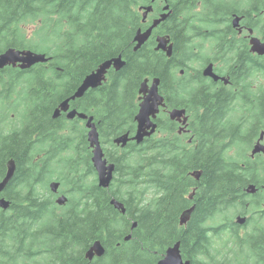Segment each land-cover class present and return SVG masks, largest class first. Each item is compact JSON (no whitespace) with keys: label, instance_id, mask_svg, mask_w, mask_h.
Returning a JSON list of instances; mask_svg holds the SVG:
<instances>
[{"label":"trees","instance_id":"trees-1","mask_svg":"<svg viewBox=\"0 0 264 264\" xmlns=\"http://www.w3.org/2000/svg\"><path fill=\"white\" fill-rule=\"evenodd\" d=\"M150 4L151 0H0V52L30 50L52 58L30 70L8 67L0 72V181L8 162L16 163L15 175L1 194L11 205L7 211L0 209V264H157L176 243L192 264H264V214L255 221L259 228L244 236L234 223L238 213L253 215L263 202H255L247 192L251 185L259 192L264 187L261 165L246 158L241 163L229 154L236 146L247 149L252 136L242 131V120L231 117L233 129L218 117L217 94L203 98L191 89L190 71L202 60V48L182 43L172 58L155 50L156 36L171 35L183 42L187 28L230 31L234 13L252 11L233 0H218V15L208 10L198 19L182 18L174 11L135 52V36L146 29L140 8ZM55 8L67 17L63 30L55 31L48 20L49 30L44 32L43 11ZM171 20L175 21L170 24ZM28 24L38 25L34 38L25 32ZM228 37L218 35V46ZM45 42L49 44L38 50ZM120 56L126 63L120 71L111 69L106 83L70 104L94 118L105 157L116 165L111 187L103 189L87 129L65 115L54 120L53 113L89 74ZM155 78L161 80L160 93L169 105L192 111L193 145L161 115L158 136L141 145L117 147L114 139L136 132L140 86ZM193 172L202 173L200 181L191 177ZM53 182L60 183L62 196L68 197L64 206L53 198ZM194 190L191 202L188 196ZM112 199L124 204L125 214L111 205ZM193 203L192 224L180 227L182 212ZM220 212L223 220L210 225ZM97 241L105 255L90 262L85 254Z\"/></svg>","mask_w":264,"mask_h":264},{"label":"flooded vegetation","instance_id":"flooded-vegetation-1","mask_svg":"<svg viewBox=\"0 0 264 264\" xmlns=\"http://www.w3.org/2000/svg\"><path fill=\"white\" fill-rule=\"evenodd\" d=\"M233 2L237 5H249L248 11H252L246 14H239V12H236L232 15V21L236 17L241 18L238 28H233V30L230 31H218V29L208 30L204 28L197 31L187 28L183 31L185 37L183 42L179 39H173L171 35H168L171 38L174 49L176 46L182 47V43L187 48L203 49L201 53L202 60L198 59L194 63L197 69L195 71H190V75L192 76L190 80L192 85L191 89H196L203 98L207 97L210 99L214 94L218 95V117L224 118L223 122L227 127H232L234 129L229 120L231 117L236 122H241L242 120V131L246 136H252V138L247 149H241L249 152L245 155L249 161L253 160L254 162L255 160H264L263 152L254 154V150L258 144L264 145V55L254 51L255 40L264 44V0H233ZM165 5L163 0L155 2V12L148 17V26L150 24L152 25L154 20L158 19L161 14L164 13L163 8ZM169 6L171 15L176 11L178 16L182 18L190 17V19H198L199 16L207 14L209 11L218 15V0H169ZM156 9H160V12L156 13ZM66 18V15H64V12L60 9L55 8L50 11H43L42 21L44 31L47 32L49 30L48 20H50L54 24V30L61 32L63 30V21H66ZM200 19V22H202L203 18ZM174 21L175 20H171L170 24ZM162 25L163 24L158 28L160 29ZM224 34L229 35V37L221 40L222 44L218 46V35ZM221 57H223V59H220ZM229 59H231V61H229ZM209 66H212L214 74L219 78L218 80L204 75V71ZM184 74L185 70H182L180 76H184ZM166 103L167 107L161 109L159 117L161 115L169 117L170 111L179 109L169 105L167 100ZM229 107L232 109L226 112V109ZM187 115L189 121L184 130H182L180 122L171 119L170 121L176 125L178 135L186 138V142L192 146L194 143L191 130V125L194 122L192 111L189 112L187 110ZM63 116L64 115L61 117ZM80 124L86 128V121L80 120ZM158 124L160 127L159 122ZM158 135L159 132L155 136ZM235 148L240 147L236 146ZM263 189L264 187L260 190ZM62 191L63 189L60 185L59 192H51L55 202L64 194ZM257 194L252 197V200L256 202L262 198L263 202L261 206L253 212V215L247 214L243 216L241 213L236 215V217L248 218L247 224L252 221L254 215L264 214V193L262 195ZM195 197L196 190L188 196L191 202L195 200ZM245 205L247 208H251V205ZM193 207L196 209L194 203L182 213L184 214L190 211ZM195 209L186 226H181V216L179 219L180 227L188 228L192 224ZM245 211L247 213H252L247 210ZM241 231L240 228V235L243 236L244 233ZM184 260L188 261L187 259Z\"/></svg>","mask_w":264,"mask_h":264},{"label":"water","instance_id":"water-1","mask_svg":"<svg viewBox=\"0 0 264 264\" xmlns=\"http://www.w3.org/2000/svg\"><path fill=\"white\" fill-rule=\"evenodd\" d=\"M156 0H153L155 2ZM166 6L164 7V13L161 15L159 19H156L153 24L147 29L142 30L139 29L135 39V47L134 51L138 52L142 49V47L148 43L154 30L160 26L162 23L166 22L171 15L169 11L170 6L168 0H165ZM141 11L144 10L143 13V21L145 22L148 18V15L153 12V6L140 8ZM241 18H234L233 27L238 28L240 26ZM157 46L155 50L157 52H163L166 54L168 58H172L174 53V45L171 42L170 36H159L156 39ZM254 51L264 55V44L255 40ZM51 58H48L45 54L36 53L30 50H17V49H7L3 52H0V72L8 67L19 68L22 71L30 70L34 66L38 64H47ZM125 62L123 57L120 56L118 58L108 60L102 63L94 72L89 74L81 86L78 88L76 93L63 101L57 109H55L53 113V118L55 120L59 119L63 113L67 114V119L72 121L75 118H79L82 120H87V129H88V142L90 144V148L92 149V163L98 174V182L99 187L103 189H109L111 183L114 179L116 166L113 163H110L105 158V153L103 150V146L100 141V136L98 129L94 123L93 117H88L85 114L78 113L76 110L71 109V102H75L78 99H81L85 96V94L90 90H95L101 87L106 82V77L108 72L114 68L116 71H120L124 66ZM205 76L213 77L215 80L219 78L214 74L212 66H209L204 71ZM160 85L161 80L159 78H155L152 81L150 79H146L140 86V105L139 111L135 118L137 122V130L134 135H130V133H126L122 136L114 139V144L119 146L122 149H125L130 142H136L138 145H141L146 138L152 137L157 131L158 125L155 123L157 116L160 113V108L165 107V99L160 94ZM170 117L173 121H178L182 123L183 126H186L188 122L187 111L185 109L182 110H173L170 112ZM264 152V145L258 144L254 150V154ZM16 172V163L12 159L7 164V173L5 178L0 181V196L4 192V190L9 185L10 181L14 177ZM197 181L200 180L202 173L193 172L191 174ZM60 188V183L53 182L51 184V189L53 192H58ZM247 192L249 194H255L257 192V188L254 185H251L247 188ZM68 202V198L66 196H61L57 199V204L60 206L65 205ZM11 202L6 200L5 198L0 197V209L7 211L9 210ZM111 205L114 206L115 209L121 211L122 214L126 213V208L124 204L119 202L116 199L111 200ZM194 207L184 213L182 215L181 224H187L190 220L191 215L194 211ZM246 219L239 217L237 223L241 226L246 224ZM137 225H135L136 227ZM131 240V237L126 238V241ZM105 255V248L100 241H97L88 249L85 256L86 259L90 262L93 261L96 257L101 258ZM157 264H191V261H184L182 253H181V244L176 243L174 246L170 247L165 257L159 261Z\"/></svg>","mask_w":264,"mask_h":264},{"label":"rangeland","instance_id":"rangeland-1","mask_svg":"<svg viewBox=\"0 0 264 264\" xmlns=\"http://www.w3.org/2000/svg\"><path fill=\"white\" fill-rule=\"evenodd\" d=\"M24 29H25V32H27L26 34L29 36V37H32V38H34L35 37V32L37 31V29H38V25H32V24H28L27 26H25L24 27ZM45 39H47L46 37H44ZM33 40V39H32ZM35 40H38L37 39V37L35 38ZM45 41V40H44ZM47 44H49L48 42L46 43H42L40 46H39V48H38V50H42V47H45ZM239 147V146H238ZM249 152H247V151H244L243 149H241V148H234V149H232V150H230V152H229V154L230 155H233V156H235V157H237L238 159H240L242 162L241 163H243V161H244V159H245V157L247 158V154H248ZM246 154V155H245ZM236 158V159H237ZM248 159V158H247ZM251 161H253V160H251ZM256 164H260L261 166V168H260V173H261V176L262 175H264V160H255L254 161ZM193 178V177H192ZM232 211V210H231ZM223 212H220V213H218V216H217V218L214 220V222H211L210 223V225H213L214 223H217V220H218V222H220V220H223V214H222ZM259 215L258 214H256V215H254V217H253V220L248 224V225H245L244 227H241V232L242 233H244V235L247 233V232H253V230H254V228H255V226H257L258 228H259V226L258 225H256L255 224V221H257L258 219H259V217H258ZM260 221V220H259ZM263 223H264V221H262ZM262 223V224H263ZM243 235V236H244ZM224 238H226V236H224ZM216 247L218 248V239L216 240Z\"/></svg>","mask_w":264,"mask_h":264},{"label":"bare ground","instance_id":"bare-ground-1","mask_svg":"<svg viewBox=\"0 0 264 264\" xmlns=\"http://www.w3.org/2000/svg\"><path fill=\"white\" fill-rule=\"evenodd\" d=\"M174 110H176V109H174ZM177 110H179V109H177ZM133 135H134V134H133ZM153 136H155V135H152V137H153ZM152 137H150V138H152ZM146 139H149V138H146ZM146 139H145V140H146ZM144 142H145V141H144ZM144 142H143V143H144ZM134 143H136V142H134ZM143 143H142V144H143ZM136 144H137V143H136ZM137 145H138V144H137Z\"/></svg>","mask_w":264,"mask_h":264}]
</instances>
